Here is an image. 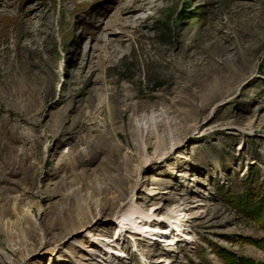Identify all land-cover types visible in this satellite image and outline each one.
Segmentation results:
<instances>
[{"label":"rangeland","instance_id":"obj_1","mask_svg":"<svg viewBox=\"0 0 264 264\" xmlns=\"http://www.w3.org/2000/svg\"><path fill=\"white\" fill-rule=\"evenodd\" d=\"M150 133V153L184 147L143 173L163 195L139 204L189 218L194 244L129 234L108 264H264V214L230 199L249 181L264 197V0H0V264L85 263L80 236L22 256L50 250Z\"/></svg>","mask_w":264,"mask_h":264},{"label":"bare ground","instance_id":"obj_2","mask_svg":"<svg viewBox=\"0 0 264 264\" xmlns=\"http://www.w3.org/2000/svg\"><path fill=\"white\" fill-rule=\"evenodd\" d=\"M159 131H164L163 127L160 126ZM197 131L198 129L195 130V132ZM153 138L154 133H150L148 142L141 148L142 154L139 160H135L133 151H129L125 154L123 165L118 164L110 167L111 170H115L116 175H111L110 183L105 182L103 191L99 193L102 195V199L94 201V204L90 201L88 212H78L73 220L70 219L64 236L57 238L50 250H46L49 242L42 237L39 247L27 251L22 256V261L40 254H50L55 257L63 245L78 236L81 237L78 241L81 245L71 247L75 249L76 246L81 252H86L85 257H79L80 260L86 261L81 264H91L97 254H102L103 259H105L104 264H108V257L118 258L123 263L126 256L122 252L125 244L127 245V238L130 239L129 234L136 248L147 241L171 249L180 244L192 246L194 239L187 229L189 218L185 221L180 218L181 216H175L173 211L163 215V206L155 207L152 212L147 211L139 204V201L145 199V196L154 201L163 195L161 191L156 190L157 188L141 191L143 173L151 171L155 166L167 163L176 150L184 147V141H175L171 138L169 147L164 149L161 141L157 140L156 149L150 153ZM177 159L189 161L182 152H179ZM101 177L107 178V176ZM160 181L159 177L158 179L155 178L151 185H157ZM98 208L100 209L97 211ZM193 209L190 208L185 216H189V212ZM109 210L113 212L111 216L106 215ZM95 225L101 228L96 229L97 226ZM111 226H114V236L109 239ZM130 252L135 253V250L131 249ZM49 262L50 264H66V261L58 258H50ZM166 262V260H161V263L156 262V264H167Z\"/></svg>","mask_w":264,"mask_h":264},{"label":"trees","instance_id":"obj_3","mask_svg":"<svg viewBox=\"0 0 264 264\" xmlns=\"http://www.w3.org/2000/svg\"><path fill=\"white\" fill-rule=\"evenodd\" d=\"M246 192L241 196L230 195V199L235 203V206L241 209L244 213H249L250 216L259 217L262 219L264 214V197L261 200L256 201L255 199V187L252 181H249L245 185ZM263 193L264 190L260 189ZM264 196V195H263Z\"/></svg>","mask_w":264,"mask_h":264}]
</instances>
